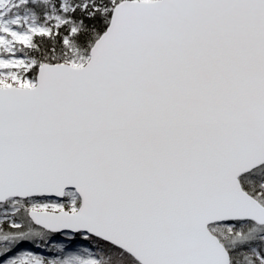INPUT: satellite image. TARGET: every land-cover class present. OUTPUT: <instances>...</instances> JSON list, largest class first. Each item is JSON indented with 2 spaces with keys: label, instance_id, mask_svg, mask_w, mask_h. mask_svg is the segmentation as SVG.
Instances as JSON below:
<instances>
[{
  "label": "snow or ice",
  "instance_id": "1",
  "mask_svg": "<svg viewBox=\"0 0 264 264\" xmlns=\"http://www.w3.org/2000/svg\"><path fill=\"white\" fill-rule=\"evenodd\" d=\"M0 264H264V0H0Z\"/></svg>",
  "mask_w": 264,
  "mask_h": 264
},
{
  "label": "rangeland",
  "instance_id": "2",
  "mask_svg": "<svg viewBox=\"0 0 264 264\" xmlns=\"http://www.w3.org/2000/svg\"><path fill=\"white\" fill-rule=\"evenodd\" d=\"M60 242H65V241L62 238ZM83 246L84 245H70L68 247V250L69 251H75V250H78V248L83 247ZM24 250L33 251L34 253H36L38 255L46 256L49 259H51L55 255V252L51 249V246H48V247H43V246L37 247V246H34V245H25L24 246Z\"/></svg>",
  "mask_w": 264,
  "mask_h": 264
}]
</instances>
